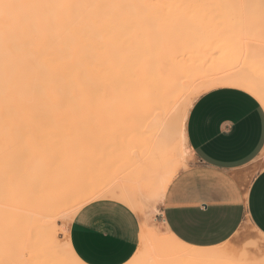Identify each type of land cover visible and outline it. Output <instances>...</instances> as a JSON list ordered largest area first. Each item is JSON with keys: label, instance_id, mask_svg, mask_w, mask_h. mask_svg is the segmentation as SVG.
Returning <instances> with one entry per match:
<instances>
[{"label": "rangeland", "instance_id": "obj_1", "mask_svg": "<svg viewBox=\"0 0 264 264\" xmlns=\"http://www.w3.org/2000/svg\"><path fill=\"white\" fill-rule=\"evenodd\" d=\"M195 3H191V0H0V58L2 59H0V65L6 69L0 67V70L3 69L4 74L5 71H8L9 68L7 69L6 66L8 67L10 64L8 62L6 65L7 57V61H12H10L11 64L20 61L19 59L22 57L19 58L20 55H18L19 59H17L16 54L22 46L21 44H25L27 41L29 46L33 42L36 44L37 42L35 43L33 40L37 41L41 36H47L51 39L50 44H55L54 36L59 37L60 35L59 38H62L68 33L67 31L72 32L74 29L77 30L76 33L90 31L95 35L117 37L121 33L122 27H132L141 33H167L176 50L185 52L186 76L193 86L200 84L208 86L216 82L215 80L220 81L227 77L250 80L255 78L258 80L256 82H264V18L262 19L264 3L245 2L243 3L245 5L241 6V0H234L229 3L230 6L232 5L231 10L224 3L226 7L222 8L225 9V12L224 10H215L217 7L211 1L210 4L202 3L201 8L204 4L208 5L203 6V10H199L200 5ZM216 6L218 5L216 4ZM222 6L224 5L222 4ZM198 10L202 11L203 15L198 14ZM250 12L253 15H247ZM25 15L26 18H23L22 16L25 17ZM243 17L247 18L244 22ZM27 18L32 23V26H29L32 32L31 30L27 32L35 34H31V38L25 36L26 27H23L30 24ZM33 23H37V27ZM38 35L40 38L36 37ZM51 35H54L52 37L54 39L48 37ZM33 36L36 38L33 39ZM49 39H45L46 45H44L48 50L43 47V44L39 46V42L45 43L42 40H39L38 45L34 46L38 49L40 47L39 50H45V52L50 51L48 57L50 54L55 55L52 51H55L57 47L56 51L60 50L59 46L63 44L58 46L56 44V48L52 44V48L51 45H47ZM56 40L59 39L56 38ZM24 46L21 49H27L25 52L28 51V54L22 52L21 56L26 54L29 58L30 53L35 55L31 50H28L30 47H27L26 44ZM9 48L17 49L12 51L13 54L16 52L15 56L10 52L11 50L9 51ZM41 53L38 54L37 59ZM57 53L56 60L59 57ZM8 55L16 57V61L12 60L13 57L9 59ZM26 55L23 56V59ZM44 55L45 53H43ZM27 57H25L26 64L21 63L22 66L28 67ZM53 57L48 59L51 60ZM56 60L54 58L50 64H62ZM42 61L44 60L42 59ZM47 61L44 62L47 63ZM30 62L33 61L30 60ZM16 63L19 64V62ZM206 91L192 95L188 104V114L195 100ZM126 134L124 120L113 119L102 122L101 118L97 117L94 118V124L90 129L69 132L68 137L73 139L71 138L72 140L64 145L63 151L69 159L78 155L77 153H81L80 157L83 156L81 160H75L76 162L72 159L77 168L73 179V184L76 186L84 190H92L100 185L108 186V188L114 186L136 198L139 208H133V210L141 219V238L132 259L125 264H264V234L259 232L247 218L242 220L238 229L222 244L186 253L183 245L173 240L158 218L163 198L159 191L162 174H159L153 167H148L143 163L140 165L139 162L136 163L137 161L126 159L130 151L129 145L123 139ZM173 134L174 147L176 150H180V124L177 118L174 121ZM184 150L175 169L170 174L169 182L181 171L198 163L186 142ZM126 154L127 156H125ZM262 165H264V152L246 167V186L249 185L252 175ZM11 184L8 183L0 189V264H63L65 261H70L67 249V230L72 216L66 214L65 211H57L58 214L56 212L49 217H46L47 214L44 216V213L36 212L34 207L36 198L32 196L33 193L24 191L25 189L21 188L20 183H16L15 187ZM31 213H34V216ZM40 215L50 220H44ZM45 222L46 224H44ZM48 255L49 257L55 255L58 258L54 256L51 259Z\"/></svg>", "mask_w": 264, "mask_h": 264}, {"label": "bare ground", "instance_id": "obj_2", "mask_svg": "<svg viewBox=\"0 0 264 264\" xmlns=\"http://www.w3.org/2000/svg\"><path fill=\"white\" fill-rule=\"evenodd\" d=\"M210 1L217 7L215 10L219 9V11L224 10L225 12L222 7L227 5L231 10L232 5L230 6L229 3L234 0H191V3L196 2L195 4L200 5L199 10H203V6L208 5L204 4L201 8L202 3L210 4ZM219 2H223L224 6ZM241 2V6H243L245 2L259 4L264 3V0H241ZM216 4L218 6L220 4L221 8ZM199 10L198 14L203 15ZM32 14L34 13L32 12ZM250 14L251 12L247 15ZM22 17L26 18V15ZM263 18L264 16H262ZM241 20L243 19L241 18ZM245 20L247 18H244L243 22ZM248 20L250 19L248 18ZM29 23L28 28L23 24V27H26V32L31 30L29 26L32 23L30 21ZM36 24L34 25L37 27ZM75 27L77 29L78 26ZM76 31L75 29L72 32L67 31L68 33L62 38H59L60 35L59 37L48 36L51 38L54 36L55 44H50L51 39L47 36L40 35L41 38L39 35L36 36L42 41L49 39L47 45H51L52 48L53 45L56 48V44L58 46L63 43L62 47L59 46L60 50L56 51L58 47L55 51L51 50L55 55L58 52V60L52 54L48 57L50 51H46V55L45 50L34 47L38 45L39 40L36 41L33 36V41L37 42L36 44L28 39L32 43L29 46L28 41L24 40L27 41L26 46L30 47L28 50L35 54L34 56L31 53L30 56L28 55L29 58L33 56L30 60L34 63H29L30 60L26 55L28 51L26 53L27 49H21L25 45L21 44V50L17 51L16 57L17 59L22 57V61L21 59L16 61V57L14 58L12 55L8 56H10L9 59L13 57L12 60L19 62L20 65L26 62L25 57H27L28 67L25 65H23L25 67L22 65L20 67L16 62V65L11 64V60L7 61V56L5 59L7 63L3 62L6 65L9 62L11 66H6L9 69L5 71V74L3 73L6 70L5 67L0 65L4 69L0 70V189L8 183H12L13 187L16 186V183H20L21 188L25 189L24 191L33 193L32 196H35L37 202L35 201V206L32 205L35 207V211L44 213V216L47 214L46 217L54 215L57 211H65L66 214L73 217L83 205L100 197L115 198L132 209L139 208L136 198L123 189H118L117 186V188L114 186V188L112 186L108 188V186L100 185L92 190H84L73 184L74 173L77 169L74 161L81 160L83 156L80 157L81 153H77L78 155L72 158L73 161L64 155V145L73 139L67 134L90 129L94 124V118L99 117L102 122L113 119L124 120L127 134L123 139L130 149L129 156L125 155L126 159L137 161L136 163L139 162L140 165L143 163L148 167H153L159 174H162L159 191L163 196L170 174L185 151L184 144L187 143L185 125L188 104L192 95H197L204 90H211L219 85H236L250 91L261 101L262 105L264 104V82H256L258 80L255 78L250 80L248 78L225 77L226 79L215 80L216 82L208 86L205 84L191 85L186 76L185 52L176 50L167 33H141L132 27H122L121 33L117 37L95 35L90 31L84 33L80 31V33L79 29V33ZM28 32L25 36L31 38V34L34 33ZM39 43V46L43 44L45 47L44 45H46V41ZM11 44L9 43V45ZM240 46L242 47V45ZM14 50L9 48L11 53ZM9 51L8 54H10ZM37 51L42 52L41 56L45 53L43 56L45 59L41 56L37 59L36 57L39 56ZM22 52L26 53L24 59V55L21 56ZM3 53L5 52L3 51ZM18 55H20L19 58ZM51 56H54L53 59H48ZM46 58L50 61L48 62ZM54 58L56 62L59 61L62 64H50ZM36 64H41L43 67L36 66ZM176 118L179 119L180 124V150H176L174 147L173 129ZM40 216L44 220H50L43 215ZM39 227L41 228V226ZM170 235L174 240V236ZM67 249L71 260L65 261L63 264H84L74 255L68 241ZM52 256L48 255L51 259L55 255ZM45 261L47 263V260Z\"/></svg>", "mask_w": 264, "mask_h": 264}, {"label": "crops", "instance_id": "obj_3", "mask_svg": "<svg viewBox=\"0 0 264 264\" xmlns=\"http://www.w3.org/2000/svg\"><path fill=\"white\" fill-rule=\"evenodd\" d=\"M185 130L198 163L169 182L158 214L174 241L186 253L205 250L227 241L244 218L264 234V165L248 186L245 171L264 152V104L245 88L219 85L195 100ZM88 203L69 222L72 252L84 264H125L140 242V216L123 202L130 218L116 227L90 215Z\"/></svg>", "mask_w": 264, "mask_h": 264}, {"label": "snow or ice", "instance_id": "obj_4", "mask_svg": "<svg viewBox=\"0 0 264 264\" xmlns=\"http://www.w3.org/2000/svg\"><path fill=\"white\" fill-rule=\"evenodd\" d=\"M86 210L90 215L110 219L116 227L124 226L130 218V213L124 203L115 198L92 199L86 205Z\"/></svg>", "mask_w": 264, "mask_h": 264}]
</instances>
